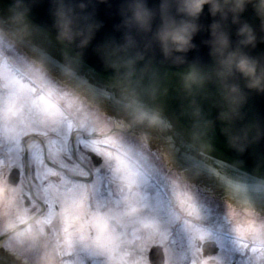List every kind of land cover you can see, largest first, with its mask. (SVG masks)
<instances>
[{
	"label": "water",
	"instance_id": "water-1",
	"mask_svg": "<svg viewBox=\"0 0 264 264\" xmlns=\"http://www.w3.org/2000/svg\"><path fill=\"white\" fill-rule=\"evenodd\" d=\"M161 0H147L158 10ZM85 36L62 40L56 26L57 0H0V33L61 85L73 91L112 124L111 133L132 137L158 154L165 166L205 195L264 218V93L247 89L239 115L223 120L219 89L214 81L189 92L183 76L192 64L210 67L206 41L213 17L205 6L187 53L166 57L153 33L125 24L128 0H66ZM257 32L249 55L264 58V28L249 5L241 17ZM93 26L85 44L87 29ZM237 25L229 22L233 45ZM133 43L129 45L128 38ZM119 50L116 55L109 53ZM176 57H183L177 62ZM234 137H240L235 142ZM153 249L151 260L162 263ZM0 264H30L7 250L0 239Z\"/></svg>",
	"mask_w": 264,
	"mask_h": 264
},
{
	"label": "flooded vegetation",
	"instance_id": "flooded-vegetation-1",
	"mask_svg": "<svg viewBox=\"0 0 264 264\" xmlns=\"http://www.w3.org/2000/svg\"><path fill=\"white\" fill-rule=\"evenodd\" d=\"M54 84L58 90L46 86L43 90L57 96L69 110L70 117L58 120L51 108L54 105L40 96L43 99L39 100L40 105L45 104L48 109L38 107L37 102L31 116L43 130L24 132L14 138L12 128L23 113L22 104H15L16 97H11L7 114L0 113V126L8 128L5 138L0 137V235L6 236L3 243L8 249L17 251L33 264H81L84 250L93 252L95 260V180L115 173L112 157L106 154L111 155L109 148L116 146L95 140V123L91 124L79 109H85L93 118L95 110ZM31 99L28 97L29 103ZM41 111L57 119L56 124L39 119ZM110 187L116 199V190L111 184ZM124 204L108 207L124 220L125 215L119 211ZM225 209L227 207H223L224 215L230 211ZM232 212L231 216L238 219L232 223L240 228L239 234L229 232L222 242L212 236H186L187 242L176 243L180 250L177 253L180 252L182 258H169L163 248V264H183V261L186 264H264V235L261 234L264 221H250V213ZM176 231L179 234V228L173 227L174 235ZM114 238L118 240L115 235ZM213 243L215 248H212ZM246 246L255 253L243 254ZM85 262L90 263L89 259Z\"/></svg>",
	"mask_w": 264,
	"mask_h": 264
},
{
	"label": "rangeland",
	"instance_id": "rangeland-1",
	"mask_svg": "<svg viewBox=\"0 0 264 264\" xmlns=\"http://www.w3.org/2000/svg\"><path fill=\"white\" fill-rule=\"evenodd\" d=\"M25 72L30 77L41 81L48 89H57H55V84L51 80L29 65L26 59L18 54L13 46L9 45L0 36V82L4 89H9V92L6 94H2L3 92L0 91V113L7 114V104L11 101V97H16L14 103H21L23 109V113L17 117L16 127L12 128L14 138L24 132L29 133L35 130H43L41 124L34 121L31 115H33L34 109H37V102L39 103L38 107L48 109L47 105H40L39 100L43 101L42 98H34V88L29 83H24V77L27 76ZM28 97L32 98V102H28ZM51 108L54 114L58 115V120L61 117L64 118L56 107L51 106ZM79 111L83 114V117H88L91 124L95 123V130L106 131V129L110 128L103 118L97 114L93 118L85 109H79ZM43 112L41 111L39 119L44 120V122L51 120L50 124H56L54 121H58L57 119ZM7 130V127L0 126V137L2 139L5 138ZM127 141L128 138L114 135L107 137L105 142L125 148L129 155L146 164L148 168H152L149 170L152 174L156 171L161 184L168 191H172L176 205L180 206L183 215L178 217L173 212L172 208L174 206L170 202L168 195L161 198L155 181L137 172L136 169L126 164V161L113 152V158L110 160L112 161L115 173L103 175L101 176L102 179L97 178V185L95 184V260L93 259V252L84 250L81 264H85L86 259H89V264H145V250L148 252L150 245L156 239L159 241L157 243H162L166 246L168 256L170 255L169 258L175 259L180 256V252L177 253L180 250H177L176 243L187 242L186 236L191 235L196 238L212 236L214 240L221 238L216 240L222 242L223 235H228L229 232L239 234L240 228L232 223L233 221H238V219L231 216L230 212H226L225 215L222 214L224 212L223 204H219L212 199H206L203 196L200 197L198 193L195 192L197 195L192 193L187 186H179L173 180L172 175L166 174L156 167L153 168V161L146 150L147 147L141 146L138 143L132 145ZM99 152L104 153L101 150ZM106 156L109 157L110 155L106 154ZM116 174L122 176L130 184L131 189L127 183L123 186V182L118 181ZM110 184L116 190V199L113 197ZM191 200L196 205H190L189 201ZM123 203H125L124 208L119 211L125 215L126 219L124 220L113 214L111 208L108 207L111 204L123 206ZM188 206H193L192 210L198 216L209 217L210 215L213 221L219 222L218 226L214 224L209 225L213 227V231L200 230L195 227L203 228L202 224L192 220L190 224L185 223L183 225L179 230V234L176 231L174 235L173 227H176L178 222L182 221L181 217L187 218L190 214ZM205 212L208 214H205ZM218 213H220L219 217L217 216ZM189 216L195 217L192 214ZM193 225L194 227H192ZM114 235L118 237L117 241ZM230 247L232 248L233 246ZM253 253H255V250L250 246H246L243 254ZM183 262V264H186V261Z\"/></svg>",
	"mask_w": 264,
	"mask_h": 264
},
{
	"label": "clouds",
	"instance_id": "clouds-1",
	"mask_svg": "<svg viewBox=\"0 0 264 264\" xmlns=\"http://www.w3.org/2000/svg\"><path fill=\"white\" fill-rule=\"evenodd\" d=\"M55 8L56 26L62 40L73 41L78 36H85L77 26L74 10L66 4V0H57ZM214 18L209 26L210 39L206 41L213 59L210 67L192 64L184 74V87L189 92L203 88L208 82L214 81L219 89L224 111L220 118L231 121L235 119L241 107L246 103L247 96L237 77L245 81L249 90L264 93V58L253 57L245 51L256 47L258 36L253 26L241 17L251 5L264 28V0H161L158 10L150 8L147 0H128L125 9V24L139 32H152L153 22L159 16L160 25L153 33L154 40L159 43L166 57L176 53H187L195 47L193 40L199 33L198 23L205 6ZM229 22L237 25L236 35L239 38L233 45ZM93 26L87 29L83 43L91 37ZM128 43H133L128 38ZM119 50L109 53L116 55ZM182 63L183 57H176ZM239 142L240 137H234Z\"/></svg>",
	"mask_w": 264,
	"mask_h": 264
},
{
	"label": "snow or ice",
	"instance_id": "snow-or-ice-1",
	"mask_svg": "<svg viewBox=\"0 0 264 264\" xmlns=\"http://www.w3.org/2000/svg\"><path fill=\"white\" fill-rule=\"evenodd\" d=\"M261 234H262V235H264V232H262ZM252 235L254 236V235H255V233L253 232V233H252Z\"/></svg>",
	"mask_w": 264,
	"mask_h": 264
}]
</instances>
